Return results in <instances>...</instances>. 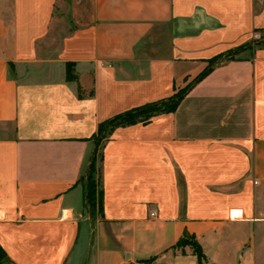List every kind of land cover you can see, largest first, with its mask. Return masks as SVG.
Listing matches in <instances>:
<instances>
[{
  "label": "crops",
  "instance_id": "1",
  "mask_svg": "<svg viewBox=\"0 0 264 264\" xmlns=\"http://www.w3.org/2000/svg\"><path fill=\"white\" fill-rule=\"evenodd\" d=\"M89 1L87 22L67 0H0L5 261L264 264V0ZM181 91L173 112L94 138ZM185 234L202 262L174 248Z\"/></svg>",
  "mask_w": 264,
  "mask_h": 264
},
{
  "label": "trees",
  "instance_id": "2",
  "mask_svg": "<svg viewBox=\"0 0 264 264\" xmlns=\"http://www.w3.org/2000/svg\"><path fill=\"white\" fill-rule=\"evenodd\" d=\"M75 78V71L72 65L68 64L67 79L74 80ZM184 93L185 91L178 92L174 97L167 101L155 102L140 108L132 109L114 117L113 119L105 121L100 125L98 134L94 136V138L98 141V144H100L101 140L106 138L107 133L113 128L132 125L137 122L147 123L158 114L173 112L177 108ZM96 163L97 157H94V160L90 165V170L86 177L87 183H85L87 206L90 209L92 216L94 215V212H96V210L99 213H103L104 190L102 186L101 174H98L97 180L94 178V174L96 170H98V168L96 167ZM97 186H99L100 188L98 192L96 189ZM186 247H189L191 249L192 254L196 255L200 262L204 260L205 254L203 252V249L193 235L185 234L174 246L175 249H181L182 252H185ZM0 255L4 257V253L2 252L1 248Z\"/></svg>",
  "mask_w": 264,
  "mask_h": 264
},
{
  "label": "rangeland",
  "instance_id": "3",
  "mask_svg": "<svg viewBox=\"0 0 264 264\" xmlns=\"http://www.w3.org/2000/svg\"><path fill=\"white\" fill-rule=\"evenodd\" d=\"M67 1H68V3L64 4L62 7L59 8L60 10H62L61 12L64 13L65 17H66L67 10L72 9L77 14V17L79 20H81V21L84 20L87 22L89 21V16H88L89 11H90V1L89 0H67ZM67 21H68V19H67ZM62 25H63V23H62ZM98 174H99V171L96 170V172L94 174V178L96 180L98 179ZM82 182L87 183V178L84 179V181H82ZM96 189L98 192L100 190L99 186H97ZM93 216L94 217L99 216V212H97V210H96V212H94ZM84 226H86V224H84ZM86 229L87 228H85V227H83V229H82V234H81V239H80V245L81 246L85 242L86 237H87L86 233H88V230H86ZM0 264H9L5 261V259L2 255H0Z\"/></svg>",
  "mask_w": 264,
  "mask_h": 264
},
{
  "label": "built area",
  "instance_id": "4",
  "mask_svg": "<svg viewBox=\"0 0 264 264\" xmlns=\"http://www.w3.org/2000/svg\"><path fill=\"white\" fill-rule=\"evenodd\" d=\"M151 216H155V213L152 212V213H151Z\"/></svg>",
  "mask_w": 264,
  "mask_h": 264
}]
</instances>
